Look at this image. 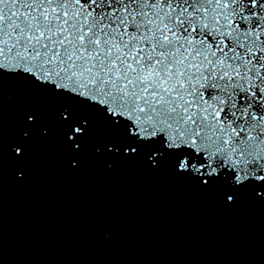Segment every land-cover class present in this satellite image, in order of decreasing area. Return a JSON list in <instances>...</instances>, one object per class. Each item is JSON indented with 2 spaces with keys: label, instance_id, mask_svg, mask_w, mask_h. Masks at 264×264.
Listing matches in <instances>:
<instances>
[{
  "label": "snow or ice",
  "instance_id": "obj_1",
  "mask_svg": "<svg viewBox=\"0 0 264 264\" xmlns=\"http://www.w3.org/2000/svg\"><path fill=\"white\" fill-rule=\"evenodd\" d=\"M10 187L78 205L83 245L135 242L100 209L187 195L186 212L206 203L235 223L185 241L249 247L244 212L264 211V0H0V264H31L8 256ZM73 264H264V235L258 258Z\"/></svg>",
  "mask_w": 264,
  "mask_h": 264
},
{
  "label": "water",
  "instance_id": "obj_2",
  "mask_svg": "<svg viewBox=\"0 0 264 264\" xmlns=\"http://www.w3.org/2000/svg\"><path fill=\"white\" fill-rule=\"evenodd\" d=\"M37 183L43 177L37 176ZM70 183V182H69ZM190 199L172 201L167 208L162 201L149 203L126 202L111 204L100 212L110 216L113 226L125 236L135 238L134 243L113 248L83 245L79 237L88 231L92 217H81L78 205L59 203L51 206L36 193L16 192L9 188L5 223L8 233L10 260L31 264H73L100 257L133 261H223L261 252L264 235V211L246 209L242 222L251 234V244L236 249L222 241L209 246L203 239L191 242L183 238L186 233L207 237L219 229H227L235 221L221 216L210 204L197 203L190 212L184 205ZM164 235L167 239H161ZM40 238H37V237ZM99 240V236L95 238Z\"/></svg>",
  "mask_w": 264,
  "mask_h": 264
}]
</instances>
